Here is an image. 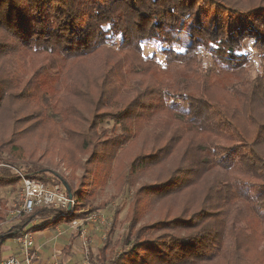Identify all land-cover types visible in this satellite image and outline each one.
<instances>
[{
    "label": "trees",
    "instance_id": "1",
    "mask_svg": "<svg viewBox=\"0 0 264 264\" xmlns=\"http://www.w3.org/2000/svg\"><path fill=\"white\" fill-rule=\"evenodd\" d=\"M0 30V112L21 100L13 119L27 111L39 125L78 134L83 149L98 142L105 117L119 128V146L139 137L148 150L127 177L143 169L154 178L146 207L165 200L162 216L137 229L138 246L106 257L113 212L91 260L264 264V0H0ZM143 43L160 57L145 55ZM26 131L0 135L2 163L23 159L16 140ZM26 163L25 176L66 183ZM18 182L0 167V186ZM74 212L35 207L0 229V244L25 232V221L43 216L31 228L45 230L89 214Z\"/></svg>",
    "mask_w": 264,
    "mask_h": 264
},
{
    "label": "rangeland",
    "instance_id": "2",
    "mask_svg": "<svg viewBox=\"0 0 264 264\" xmlns=\"http://www.w3.org/2000/svg\"><path fill=\"white\" fill-rule=\"evenodd\" d=\"M103 1L108 4L114 2V0ZM127 1L132 0H120L122 3ZM123 6L126 7V5ZM232 10L234 9L230 8V12H234ZM130 18L136 20L131 15ZM104 27L106 29L107 26ZM1 34H3L2 30H0ZM12 42L11 39L7 40L8 44ZM143 51L145 55L156 52L160 57V51L156 45L150 46L143 43ZM13 61L16 63L15 60ZM24 61L29 62L27 57ZM22 104L24 103L21 100L5 102V110L0 112V135H7L13 130L19 133L28 130L22 134L23 138L21 140H16V143L20 144L18 146L22 150L23 159L7 160L10 164H4L2 162H5L6 158H3V160H0V167L8 169L12 175H16V170L24 172L26 162L33 161L44 169L42 172L44 177L53 179L58 175L61 180L69 185L70 190L77 198L76 215L96 213L105 218L110 225L109 219L114 212L113 232L110 236L111 248L107 250L108 255H106L107 253L104 254L106 257H109V255L115 257L118 254L123 256L131 247L138 246L142 238H137L135 232L162 216L161 209L166 203L165 200L153 199V203L148 208L146 207L145 199L148 197V185L153 183L152 179L154 178L149 177L145 170H137L127 177L130 162L134 158L142 157L148 153V150L141 149V139L138 137L119 146L118 142L113 139L114 135L120 133L118 126L112 120L104 117L102 118L103 122L98 126L103 131L98 136V140L95 139L98 142H95V146L83 149L81 148V137L78 134L66 135L61 129L51 126V122L39 125L36 122L37 119H31L30 116H27V111L16 114L15 117L17 120L19 119V122L16 125L13 124V121L16 120L15 117L14 119L11 117L9 109L10 107L23 106ZM18 151L20 152V150ZM156 169L154 173L159 174L160 171ZM126 180L129 182L128 184ZM144 187H146V190ZM19 189L20 182L14 184V186H0V218L5 220L3 224H0V229L2 227L6 228V225L10 223L7 221V213L18 204ZM169 202L170 199L167 200V203ZM44 216L47 217V214ZM42 217L36 218L31 223L38 226ZM132 217V222L136 219L137 223L130 224ZM28 225L32 243L34 241V246H36L38 241L36 237L38 238L45 231L34 230L37 229L36 226L30 228L31 225ZM129 225H132L133 229ZM94 226L98 227L99 230L90 229V235L97 232L102 235L103 231L106 230V225L99 222L95 223ZM60 227L64 228V225L60 224ZM160 232L154 231L153 233L157 235ZM125 236L130 237V240H132L128 245L121 243L122 238ZM148 236H145L144 239H148ZM99 245L98 242L94 243L92 248L93 258H97ZM112 250L114 251L112 252ZM101 263L107 264L108 261L103 259Z\"/></svg>",
    "mask_w": 264,
    "mask_h": 264
},
{
    "label": "built area",
    "instance_id": "3",
    "mask_svg": "<svg viewBox=\"0 0 264 264\" xmlns=\"http://www.w3.org/2000/svg\"><path fill=\"white\" fill-rule=\"evenodd\" d=\"M16 173L19 176L20 182L19 202L8 211V222L12 223L18 221L21 217L31 213L35 207L51 208L57 211V214L62 218L70 216L72 212L75 211L77 198L73 194L69 196L68 191L63 184H48L35 178L27 177L21 171L16 170ZM33 221L34 220L31 222ZM31 222L29 223L30 225H32ZM97 222L106 225V230L103 231V234L100 237V239L103 240L109 227V223L105 218L96 213H90L81 218H74L69 224L62 223L64 228L60 227V225L55 227L57 232L60 233L69 229L78 234L83 258L75 264H101L95 259H90V249L94 246V238L89 234V230L95 227L94 224ZM27 225L28 224H26L25 232L15 238V242L20 245V253L9 254L3 257L0 260V264H35L34 255L31 252L32 237L31 233H29V225ZM46 264L58 263L54 261Z\"/></svg>",
    "mask_w": 264,
    "mask_h": 264
},
{
    "label": "crops",
    "instance_id": "4",
    "mask_svg": "<svg viewBox=\"0 0 264 264\" xmlns=\"http://www.w3.org/2000/svg\"><path fill=\"white\" fill-rule=\"evenodd\" d=\"M96 229L99 230L96 226L91 228V230ZM44 231L45 233L38 238L36 237V240H38L36 246H34V241L32 243L31 252L34 255L35 264H46L54 261L58 264H75L82 260L83 254L80 238L75 231L67 229L60 233L55 228L45 229ZM91 236L94 238V243L98 242L101 245L102 240L100 239L101 234L99 232ZM92 248L90 249V255L92 254L93 257ZM19 253L20 245L14 239H7L0 244V260L9 254Z\"/></svg>",
    "mask_w": 264,
    "mask_h": 264
},
{
    "label": "water",
    "instance_id": "5",
    "mask_svg": "<svg viewBox=\"0 0 264 264\" xmlns=\"http://www.w3.org/2000/svg\"><path fill=\"white\" fill-rule=\"evenodd\" d=\"M63 186H64V187L66 188V190L68 191V195L71 196V193L69 192V188H68L67 184H66V183H63ZM26 224H27V221L21 223L19 227H24ZM17 225H18V224H17ZM17 225H16V226H17Z\"/></svg>",
    "mask_w": 264,
    "mask_h": 264
}]
</instances>
